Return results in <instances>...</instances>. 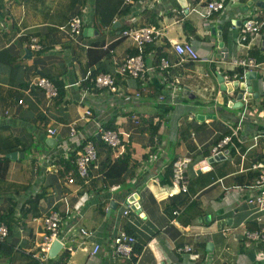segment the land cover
Segmentation results:
<instances>
[{
    "label": "crops",
    "instance_id": "1",
    "mask_svg": "<svg viewBox=\"0 0 264 264\" xmlns=\"http://www.w3.org/2000/svg\"><path fill=\"white\" fill-rule=\"evenodd\" d=\"M185 1L187 10L178 0H0V223L8 228L5 247L13 246L0 252V264L40 260L42 219L51 211L61 218L59 237L77 247L67 259L64 252L53 258L61 264H130L112 249L119 230L136 240L132 264H264V243L244 235L264 228V209L248 202L246 188L256 176L252 166L264 162V47L261 39L249 49L236 42V26L254 14L264 18V9L253 5L243 13L248 0H227L224 11L204 19L199 0ZM74 17L82 27L71 37L62 28ZM150 24L162 37L143 50L145 77L120 75L119 65L137 54L121 32ZM32 40L40 49L30 47ZM171 41L191 42L208 61L179 62ZM94 50L103 51L100 62H89ZM245 56L262 64L260 79L235 109L228 107L235 92H220L219 78H231L230 61ZM161 58L169 63L163 71ZM88 72L113 74L115 92L95 88ZM39 77L59 88L56 97L31 85ZM86 109L91 117L84 119ZM49 128L55 137H48ZM99 128L128 137L114 150L98 137ZM227 136L225 158L208 163ZM87 141L98 169L87 183L74 175L67 184ZM126 149L130 169L115 188H103L102 169ZM183 157L191 160L188 192L170 197L169 167ZM130 195L138 208L123 215ZM79 228L92 235L81 241ZM96 244L99 251L89 258ZM184 245L191 252L176 250Z\"/></svg>",
    "mask_w": 264,
    "mask_h": 264
},
{
    "label": "built area",
    "instance_id": "2",
    "mask_svg": "<svg viewBox=\"0 0 264 264\" xmlns=\"http://www.w3.org/2000/svg\"><path fill=\"white\" fill-rule=\"evenodd\" d=\"M203 4L201 17L207 19L213 15L214 12H222L227 7V0H199ZM125 5L133 3V0H123ZM82 20L80 17H74L65 27L62 29L71 36L75 37L81 31ZM236 42L239 46L249 49L253 42L257 39H261V44L264 42V18L258 14H254L250 17H245L239 26H236ZM121 37L131 39L134 43L137 54L134 56L127 57L118 67L117 72L128 78L135 80L143 79L146 75L147 68L143 62V50L146 45L151 44L154 40L162 37V30L157 28L155 25H146L142 27H129L124 29L121 32ZM171 48L174 54L179 59V62H197V61H208L206 58H201L191 42L184 41H171ZM33 50L40 49V46L37 45L36 40H32L31 46ZM226 53V52H222ZM226 58V56L222 57ZM230 64L233 68L242 69V74L238 76L237 73H233L232 77L229 78L228 75L222 77L224 82L232 83L234 81H243L245 73L249 71H257L261 68V63H258L250 56L234 58L230 61ZM169 67V63L165 58H161L157 69L163 71ZM263 75V74H262ZM263 77V76H262ZM95 88L104 89L108 88L111 92H115V83L114 77L111 73H101L97 74L95 77L91 76V73H87V78ZM264 80V77L262 78ZM31 85L36 88H40L44 91L47 98H54L57 96V89L54 84L46 78H36L31 82ZM138 95V94H137ZM164 96H160L159 100H163ZM22 103V101H18ZM244 106V105H243ZM83 117H91V112L89 109H86L83 113ZM48 137H55L56 129L49 128L47 129ZM71 134H75V128H71ZM98 137L101 141L106 144L111 149H118L121 140L127 138L128 135L125 133H119L117 130L99 128ZM231 141L230 136L222 138L215 147L211 150V157L222 153L225 157L228 150L225 148L229 145ZM97 151L94 145L91 142H85L81 145L79 150L75 154L73 160L74 171L69 174V177L66 179L67 184H72L75 181L74 175L82 182L87 183L90 177L91 169H98L97 164ZM191 163V160L187 157L178 158L171 163V177L170 185L171 191L168 193V196L172 197L177 193H187L188 192V176L187 168ZM252 170L255 171L256 176L252 183L247 185L248 191H251L249 195L248 202L255 205L259 209H264V162L258 163L252 166ZM101 186L103 188L113 189L116 187V184L108 183L107 181H102ZM136 195V194H135ZM134 195H130L125 203V206L122 210L123 215H127L129 212L133 211L132 207L136 203L134 200H131ZM61 218L57 212L51 211L42 219V223L45 229L43 235L42 243L40 244V260H46L48 257V251L53 241L58 240L62 244V249L60 252L67 251L69 255H73L76 249L70 245V241H64L59 237V227H60ZM79 238L87 239L92 233L88 232L84 228H79ZM245 238L249 242L264 243V228L257 231L245 230ZM8 236V229L4 223H0V240H3ZM135 238L128 234L125 230H119L117 234L113 237L112 249L114 254L118 257L130 261L132 264V258L134 257V245ZM84 243V242H83ZM100 246L98 244L94 245L93 249L88 253L89 258L96 255L99 251ZM178 252L183 251L185 253L191 252L192 248L188 245H184L181 248H177Z\"/></svg>",
    "mask_w": 264,
    "mask_h": 264
},
{
    "label": "water",
    "instance_id": "3",
    "mask_svg": "<svg viewBox=\"0 0 264 264\" xmlns=\"http://www.w3.org/2000/svg\"><path fill=\"white\" fill-rule=\"evenodd\" d=\"M180 3V6L184 9L187 10L186 6V1L185 0H178ZM255 6L260 9H264V0H248L247 4L245 5L246 7H251ZM236 3L232 6L235 7ZM212 34L215 33V29L213 28L211 30ZM218 33V32H217ZM219 35V33L217 34ZM219 37V36H218ZM219 39L218 47L222 49V52H226V48H223V42L221 38ZM262 47H264V42L262 43ZM264 77V73L262 75ZM258 78L257 72L256 71H249L245 73L244 80L242 82L234 81L232 83H227L224 82L222 77L219 78V87H220V92H226L227 94L235 92V97L234 99L228 101V107L232 108H242L243 107V101H247L252 97V82L256 81ZM185 95H189L188 91L185 92ZM220 96V95H219ZM256 97V95H255ZM221 97H219V103L222 104V99L220 100ZM203 115L199 116V118H202ZM225 157L222 155V153H219L211 158L208 159V163H211L214 160L218 159H224ZM134 198H131L133 200ZM138 208L137 203H135L132 207L133 211H136ZM62 249V244L60 241L55 240L52 242L49 251H48V257L49 259L55 258L61 251Z\"/></svg>",
    "mask_w": 264,
    "mask_h": 264
},
{
    "label": "trees",
    "instance_id": "4",
    "mask_svg": "<svg viewBox=\"0 0 264 264\" xmlns=\"http://www.w3.org/2000/svg\"><path fill=\"white\" fill-rule=\"evenodd\" d=\"M190 33L192 35L194 34L193 31H191ZM103 55H104L103 51L94 50V51H92V56H90L89 62H96V63L100 62V60L102 59ZM234 72L237 73L238 76H240L242 74V69H236ZM54 86L56 87L57 93H58L59 92V88L55 84H54ZM4 163L5 162L0 161V172H2L5 169V164ZM129 169H130V152H129L128 149H126V151L123 152L117 159H115L113 162H110L108 165H106V167H104L102 169V171H101L102 173L101 174L103 176V181L105 180V181H107L110 184L117 183V180H120V178ZM169 170H170V174H169V182H170L171 166L169 167ZM6 227H7V225H6ZM6 238H4L3 240H0V252L6 251L7 253H9L8 250L9 249L12 250L13 246L5 247L6 246V242H5ZM68 254L69 253L67 251H64V253H62L61 257L63 259H67ZM44 261H46V263L41 262L39 259L30 258V263L29 264H61L60 259H48L47 258Z\"/></svg>",
    "mask_w": 264,
    "mask_h": 264
},
{
    "label": "rangeland",
    "instance_id": "5",
    "mask_svg": "<svg viewBox=\"0 0 264 264\" xmlns=\"http://www.w3.org/2000/svg\"><path fill=\"white\" fill-rule=\"evenodd\" d=\"M246 6H243L241 9H239V10H241L243 13H246L248 10H249V8L247 7V8H245ZM250 12V11H249ZM260 75V74H259ZM258 75V79H260V76Z\"/></svg>",
    "mask_w": 264,
    "mask_h": 264
},
{
    "label": "clouds",
    "instance_id": "6",
    "mask_svg": "<svg viewBox=\"0 0 264 264\" xmlns=\"http://www.w3.org/2000/svg\"><path fill=\"white\" fill-rule=\"evenodd\" d=\"M70 256V255H69ZM49 259V258H48Z\"/></svg>",
    "mask_w": 264,
    "mask_h": 264
}]
</instances>
